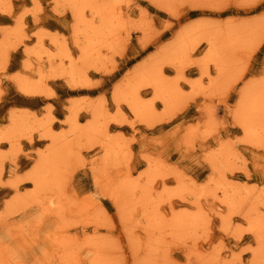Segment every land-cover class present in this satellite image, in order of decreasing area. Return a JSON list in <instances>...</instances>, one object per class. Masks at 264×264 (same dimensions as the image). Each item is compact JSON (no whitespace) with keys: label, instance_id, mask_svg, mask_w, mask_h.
<instances>
[{"label":"rangeland","instance_id":"374dc122","mask_svg":"<svg viewBox=\"0 0 264 264\" xmlns=\"http://www.w3.org/2000/svg\"><path fill=\"white\" fill-rule=\"evenodd\" d=\"M98 1L0 0V264H264V0Z\"/></svg>","mask_w":264,"mask_h":264},{"label":"bare ground","instance_id":"6f19581e","mask_svg":"<svg viewBox=\"0 0 264 264\" xmlns=\"http://www.w3.org/2000/svg\"><path fill=\"white\" fill-rule=\"evenodd\" d=\"M58 1V0H57ZM82 1V0H81ZM85 0H83V2H84ZM88 1V0H87ZM98 1V0H97ZM151 1H153L154 3H155V0H151ZM99 2V1H98ZM170 2V1H169ZM4 3V2H3ZM80 3V2H79ZM85 3H86V5H85ZM85 3H83L82 4V6H80L81 8H79L78 9V12H75V13H77L78 15H77V19L79 20V23H78V25L79 24H82V27H81V29L82 30H79L80 28H79V26H78V28H77V33H79L78 32V30L79 31H82L83 33H86V34H88V36H89V38L88 39H90V41H92L93 42V40L94 39H96V38H99L100 36H102V35H104V33L106 34V29H111V23H112V19H113V13L112 12H110V10L108 9V8H105L104 7V5L102 6V5H96V7H95V9H94V7L92 6V8H91V10L94 12V14H95V16L96 15H98V16H100V18L102 19V21H103V26L101 27V26H94V25H92V23H91V21L90 22H86V18H85V10L87 9V8H89L90 7V5H92V4H87V3H90V2H85ZM56 4H57V2H56ZM70 4V3H69ZM72 4V3H71ZM74 4V3H73ZM73 4L71 5V7L72 8H74V7H76V8H74L75 10H77V6H73ZM76 4V3H75ZM74 4V5H75ZM78 4V3H77ZM93 4H95L94 2H93ZM119 4V3H118ZM7 5V4H6ZM106 6V5H105ZM189 6V5H188ZM3 7H5V5L3 6ZM10 7V6H9ZM41 8V7H40ZM110 8V7H109ZM119 10V9H118ZM3 11V10H2ZM112 11V10H111ZM6 14H7V12H5ZM87 13V12H86ZM12 14V13H11ZM125 14H127V13H125ZM76 15V14H75ZM130 16V15H129ZM97 17V16H96ZM142 17H144V16H142ZM94 19V18H93ZM96 19V18H95ZM220 20V19H219ZM254 20H256V19H254ZM88 21H89V19H88ZM92 21H94V20H92ZM241 22H243V21H241ZM88 23H90V24H88ZM75 25V24H74ZM145 28V27H144ZM81 32V33H82ZM49 33V32H48ZM7 34V33H6ZM50 34V33H49ZM227 34V33H226ZM207 36V35H206ZM17 37V36H16ZM50 37V36H49ZM102 37H104V36H102ZM56 39V37H54V40ZM85 39H87V37H85ZM87 39V40H88ZM39 40V39H38ZM42 40V39H41ZM97 41H98V39H97ZM205 41V40H204ZM2 42V41H1ZM52 42V41H51ZM96 43V42H95ZM240 43V42H239ZM4 44V43H3ZM7 44V43H6ZM90 44H91V42H90ZM5 45V44H4ZM94 45V44H93ZM165 45V44H164ZM88 46H89V44H88ZM214 46V45H213ZM93 46H91V48H92ZM216 47V46H215ZM90 46H89V49H87V51L85 52V53H87L86 55L84 54V56H87V55H89V53H90ZM86 49H84V50H86ZM93 49L94 48H92V51H93ZM44 50V49H43ZM50 51V50H49ZM92 51H91V55H92ZM211 51H212V54H214L213 52H214V48L213 47H211V50H210V53H211ZM218 51V50H217ZM216 51V52H217ZM239 51V50H238ZM31 52V51H30ZM47 53H48V51H47ZM206 53V52H205ZM49 54H50V52H49ZM34 55V54H33ZM52 55H53V53H52ZM52 55H47L48 56V58H46V59H51L52 58ZM211 55V54H210ZM83 56V57H84ZM212 56V55H211ZM217 56H218V54H217ZM55 57V56H54ZM56 57H58V55L56 56ZM61 58V60H63L64 58H71L70 57V55L69 54H66V53H64V54H62L61 56H60ZM208 57V56H207ZM213 57H215V55L213 56ZM208 58H211V57H208ZM226 58V57H225ZM229 58H231V57H229ZM251 58V57H250ZM45 59V58H44ZM54 59V58H53ZM58 59V58H57ZM59 59V60H60ZM55 60V59H54ZM65 60V59H64ZM81 60V59H80ZM211 60V59H210ZM213 60H215L214 58H212V60H211V62L213 61ZM216 60H218V59H216ZM215 60V62L217 63V61ZM249 60V59H248ZM69 61V60H68ZM67 61V62H68ZM208 61V63L210 62L209 60H207ZM241 61V60H240ZM24 62V61H23ZM52 62V61H51ZM220 63L222 62L221 60L219 61ZM56 63V62H55ZM78 63V62H77ZM56 65H59V64H56ZM219 66H221L220 64H218ZM243 65H244V63H243ZM221 69V68H220ZM75 71H77V69L75 70ZM72 73V72H71ZM74 74H78V73H73V76H76V75H74ZM69 74H66V76H68ZM102 75V74H101ZM71 78V77H70ZM73 79V78H72ZM1 83V82H0ZM21 83H23V82H21ZM28 83L26 82H24V85H22L23 87L25 86H28L27 85ZM262 84V83H261ZM74 85V84H73ZM98 85V84H97ZM257 85H258V83H257ZM264 85V84H263ZM248 86H251L250 88H249V91L250 90H252V86L254 87V84L253 85H251V83L248 85ZM247 86V87H248ZM259 88V87H258ZM261 88H262V86H261ZM260 88V89H261ZM23 89V88H22ZM159 89L161 90V93L160 94H162V97H163V94H165V96L167 95V94H169V92H168V90L166 89V88H164L163 86H159ZM27 91V90H26ZM260 91V90H259ZM258 91V92H259ZM257 92V91H256ZM263 92V91H262ZM28 93V92H27ZM250 93V92H249ZM248 93V94H249ZM253 93V92H252ZM257 94V93H256ZM259 94H260V92H259ZM258 94V95H259ZM254 97H255V95H253ZM136 97V96H135ZM261 97V98H260ZM260 97H258L257 96V100L260 98L262 101L264 100V92L262 93V94H260ZM169 99V96L168 97H166L165 99ZM247 98H249L250 99V97H248V95H247ZM252 98V97H251ZM254 99H256V98H252L251 100H253L254 101ZM99 100V99H98ZM243 100H245V99H243ZM260 101V100H259ZM259 101L256 103V104H260V107H261V105H263V104H261L262 103V101L259 103ZM100 102V101H99ZM247 103L248 104H250L251 103V106H252V108H249V107H247L246 106V108H245V111H246V109H248V110H250L251 109V112H254V113H257V111H256V109L259 107V106H256V104H255V106H253V102H251L250 100H249V102L247 101ZM264 103V102H263ZM244 104H242V106H243ZM256 109H255V108ZM97 108V107H96ZM135 110H137V112H140L141 111V109H142V107L140 106V104H137V106H135ZM140 110V111H138V109ZM242 108V107H241ZM263 109V108H262ZM238 110H239V108H238ZM244 110V109H243ZM247 110V111H248ZM252 110H254V111H252ZM237 111V110H236ZM261 111V110H260ZM259 111V112H260ZM262 111H264V110H262ZM243 112V111H242ZM140 113H142V112H140ZM22 114H24V113H22ZM248 114H250V111H249V113ZM260 114V113H259ZM258 114V115H259ZM12 115V114H11ZM236 116H237V114H235ZM258 115H256L255 114V117H253V115H251L250 114V116H252V117H248L249 115H247V117L250 119V122H253L254 123V120H258L259 118H261L262 117V115L259 117ZM264 115V114H263ZM242 116H244V115H242ZM256 116H258V118L256 117ZM95 117H98V116H95ZM239 118V117H238ZM252 118V119H251ZM263 118V117H262ZM261 118V119H262ZM254 119V120H253ZM19 120V119H18ZM246 120V119H245ZM244 120V121H245ZM256 120V122H258ZM239 121V120H238ZM243 121V120H242ZM243 121V123H245L246 121H249V120H246L245 122ZM12 127H13V130H14V128L16 127L15 126V124L16 123H14V122H16V120L15 121H13V119H12ZM18 122V124L20 123L19 121H17ZM27 122V121H26ZM249 122V123H250ZM22 123V122H21ZM24 123H25V120H24ZM240 123V122H239ZM242 124V123H241ZM257 124V123H256ZM263 124V123H262ZM20 125V124H19ZM25 126H27L26 124H24ZM21 126V128L20 129H26V127H24V126H22V125H20ZM19 126V127H20ZM260 126V125H259ZM259 126H257V128H259ZM261 127H262V125H261ZM260 127V128H261ZM7 128V127H6ZM252 128V127H251ZM250 128V129H251ZM259 128V129H260ZM263 128H264V126H263ZM262 128V129H263ZM16 129H18L17 127L15 128V130ZM254 129V128H253ZM259 129H258V131H259ZM15 130H14V132H15ZM255 130V129H254ZM26 131V130H25ZM94 131V130H93ZM257 131V132H258ZM189 132V131H188ZM247 132V131H246ZM249 132H251V130L249 131L248 130V133H246V134H249ZM260 132V131H259ZM122 133V132H121ZM189 134V133H188ZM255 134H256V130H255ZM254 134V136H257V135H255ZM2 135V134H1ZM187 135V134H186ZM252 135V134H251ZM264 135V134H263ZM250 136V135H249ZM54 137H56V136H54ZM3 138H4V136H3ZM9 138V137H8ZM10 138H11V136H10ZM249 138V137H248ZM250 138H254V137H252V136H250ZM12 139V138H11ZM53 140L55 139V138H52ZM8 140V139H7ZM56 140H57V138H56ZM54 141V143H56L57 141ZM189 140V139H188ZM12 142V141H11ZM264 142V141H263ZM60 143L61 142H59V143H56L55 144V147L51 150V152H50V156H47V158L44 160V162L42 163V166L40 167V168H38L37 169V171H36V177H35V181H36V183L39 185V187H40V185H42V183L44 184V181H45V183H46V181H47V179H46V177H45V174H47V177H48V175L49 176H52V179L54 180V178H57L56 176H58L59 175V173H58V171H59V164H60V162H62L64 159H65V157L67 156V153H68V148L65 146V144H62V145H60ZM260 143H262V142H260ZM58 145H60V146H58ZM188 145H191L190 143L188 144ZM51 147V146H50ZM192 147V146H191ZM28 150V149H27ZM129 155V154H128ZM40 157V156H39ZM126 158V157H125ZM150 161V160H149ZM216 161V160H215ZM38 164V163H37ZM40 165H41V163H40ZM244 166V165H243ZM41 168H43V169H41ZM43 171H46V172H43ZM113 174V173H112ZM119 174V173H118ZM160 175V174H159ZM119 177V176H118ZM50 178V177H49ZM62 178V177H61ZM222 178V177H221ZM33 180H34V178H32ZM42 179V180H41ZM46 179V180H45ZM52 179H49L50 181L52 180ZM124 179H126V178H124ZM18 180V179H17ZM33 180H32V182H33ZM44 180V181H43ZM223 180V179H222ZM9 181V180H8ZM27 181H29V180H27ZM41 181H43V182H41ZM50 181H47V182H50ZM60 182H61V180H60ZM16 183V182H15ZM191 185V184H190ZM42 186H44V185H42ZM197 186V185H196ZM50 189H52V187L50 188ZM49 189V190H50ZM106 189H108L107 187H106ZM182 191V190H181ZM180 191V192H181ZM226 191V190H225ZM32 192V191H31ZM183 192V191H182ZM241 193V192H240ZM33 194V193H32ZM50 194H52V192L50 193ZM245 194V193H244ZM67 195V194H66ZM166 195V194H165ZM180 195V194H179ZM226 195V194H225ZM259 195V194H258ZM116 196H117V194H116ZM114 198H116V197H114ZM117 198H118V196H117ZM118 199H121V198H118ZM173 200V199H172ZM72 201V200H71ZM115 202H118V200H116ZM66 203V202H65ZM72 203V202H71ZM49 204V203H48ZM53 204V203H52ZM64 204V203H63ZM76 204V203H75ZM85 204V203H84ZM117 204H119V203H117ZM260 206V205H259ZM47 207V206H46ZM201 207V206H200ZM29 208V207H28ZM52 208V207H51ZM55 209V208H54ZM96 210V209H95ZM49 211V210H48ZM47 211V212H48ZM46 212V213H47ZM198 212H199V210H198ZM182 213V212H181ZM47 215V214H46ZM177 215H179V213L177 214ZM181 215V214H180ZM188 215V214H187ZM182 216V215H181ZM125 217V216H124ZM174 216H172V218L171 219H173L174 220V218H173ZM183 218V221H182V224L183 223H186L187 225L189 224L190 225V223H188V222H184V217L185 216H182ZM91 219H92V216L90 217ZM98 220V219H97ZM99 220H100V218H99ZM98 220V221H99ZM177 221L176 222H179L180 224H181V221H180V217L178 218L177 217V219H176ZM191 220L193 221L194 219H190V222H191ZM171 221V220H170ZM164 222V221H163ZM175 222V221H174ZM194 222V221H193ZM249 222V221H248ZM254 222V221H253ZM68 223H69V221H68ZM100 222H98V224H99ZM167 223V222H166ZM178 223V224H179ZM195 223V222H194ZM193 223V224H194ZM89 224V223H88ZM172 224V223H171ZM256 224V223H255ZM258 224V223H257ZM257 224H256V226H257ZM78 225H80L79 223H78ZM87 225V224H86ZM175 225V224H174ZM166 226V225H165ZM169 226H170V224H169ZM254 226V225H253ZM42 227V226H41ZM103 227V226H102ZM177 227H179V225L177 226ZM197 227V226H196ZM259 227H260V224H259ZM60 228V227H59ZM192 228V227H191ZM195 228V227H194ZM199 228V227H198ZM170 229V228H169ZM193 229V228H192ZM253 229V228H252ZM146 230V229H145ZM171 230V229H170ZM205 230V229H204ZM255 230V229H254ZM262 230V229H261ZM151 231V230H150ZM196 232L198 231V230H195ZM181 232V231H180ZM205 232V231H204ZM257 232H258V230H257ZM262 232V231H261ZM260 232V233H261ZM9 233V232H8ZM172 233V232H171ZM259 233V232H258ZM183 234H185V233H183ZM167 236V235H166ZM189 236V235H188ZM197 238V237H196ZM95 239V238H94ZM134 239V238H133ZM161 239V238H160ZM162 240V239H161ZM53 241V240H52ZM103 241V240H102ZM63 242V241H62ZM99 242V241H98ZM149 242V241H148ZM196 242V241H195ZM260 242V241H259ZM165 243V242H164ZM62 244V243H61ZM149 244V243H148ZM194 244V243H193ZM62 245H64V243L62 244ZM79 245V244H78ZM66 246H68V245H66ZM69 246H70V244H69ZM68 246V247H69ZM71 247V246H70ZM69 247V248H70ZM73 247V246H72ZM76 247V246H75ZM81 247H83V246H81ZM192 247V246H191ZM65 248V247H64ZM67 248V247H66ZM65 248V249H66ZM68 248V249H69ZM96 248V247H95ZM106 248V247H105ZM77 249V248H76ZM79 249V248H78ZM77 249V250H78ZM70 250V249H69ZM247 250V249H246ZM249 250V249H248ZM261 250V249H260ZM67 251V250H66ZM104 251V250H103ZM78 252V251H77ZM191 252H192V250H191ZM64 254H65V252H64ZM67 255V254H66ZM69 255V254H68ZM68 255H67V257H68ZM72 255V254H71ZM193 255V254H192ZM64 256V255H63ZM74 255H72V257H73ZM202 256V255H201ZM65 257V256H64ZM71 257V258H72ZM98 257V256H97ZM257 257V256H256ZM259 257V256H258ZM66 259V258H65ZM252 259V258H251ZM257 259V258H256ZM69 260V259H68ZM71 260V259H70ZM189 260V259H188ZM1 261H2V257H1ZM157 261V260H156ZM66 262H67V260H66ZM70 262V261H69ZM79 262V261H78ZM145 262V261H144ZM160 263V262H159ZM188 263V262H187ZM226 263V262H225ZM62 264V263H61ZM73 264V263H72ZM189 264V263H188Z\"/></svg>","mask_w":264,"mask_h":264}]
</instances>
